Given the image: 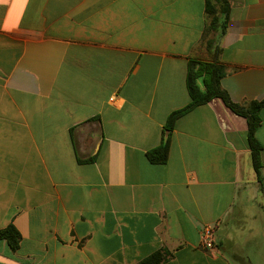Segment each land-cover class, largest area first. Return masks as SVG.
Instances as JSON below:
<instances>
[{
  "label": "crops",
  "instance_id": "0c3cea01",
  "mask_svg": "<svg viewBox=\"0 0 264 264\" xmlns=\"http://www.w3.org/2000/svg\"><path fill=\"white\" fill-rule=\"evenodd\" d=\"M228 3L209 46L206 0H0V230L21 236L0 264H264V109L261 182L221 100L176 121L166 164L147 157L193 59L233 103L264 100V0Z\"/></svg>",
  "mask_w": 264,
  "mask_h": 264
},
{
  "label": "trees",
  "instance_id": "16d2710c",
  "mask_svg": "<svg viewBox=\"0 0 264 264\" xmlns=\"http://www.w3.org/2000/svg\"><path fill=\"white\" fill-rule=\"evenodd\" d=\"M230 6L228 0H206V30L205 36L225 32L229 20ZM211 46V42H208ZM223 77L222 69L215 63L202 62L193 59L189 63L187 75V88L191 103L184 109L170 115L165 126L163 142L160 147L148 152L147 157L153 165H164L168 162L170 152L171 133L176 121L194 108L208 104L215 100H221L236 116L244 118L248 125V144L251 150V159L255 173L259 181H262V151L263 147L256 139V132L261 126V111L264 109V100L255 101L248 105H238L231 101L229 95L221 87ZM203 79L205 87L201 91L198 81ZM91 162V161H90ZM0 240L8 242L13 250L20 245L21 236L15 227L10 226L0 230ZM170 258L168 251H159L140 264H163Z\"/></svg>",
  "mask_w": 264,
  "mask_h": 264
},
{
  "label": "built area",
  "instance_id": "2783aa9c",
  "mask_svg": "<svg viewBox=\"0 0 264 264\" xmlns=\"http://www.w3.org/2000/svg\"><path fill=\"white\" fill-rule=\"evenodd\" d=\"M201 246L206 250H213L215 247V232L213 226H205L201 233Z\"/></svg>",
  "mask_w": 264,
  "mask_h": 264
},
{
  "label": "rangeland",
  "instance_id": "374dc122",
  "mask_svg": "<svg viewBox=\"0 0 264 264\" xmlns=\"http://www.w3.org/2000/svg\"><path fill=\"white\" fill-rule=\"evenodd\" d=\"M220 33V32H219ZM218 34H209L206 38H208V42H211L212 45L216 44V39H217ZM263 173V171H262Z\"/></svg>",
  "mask_w": 264,
  "mask_h": 264
}]
</instances>
